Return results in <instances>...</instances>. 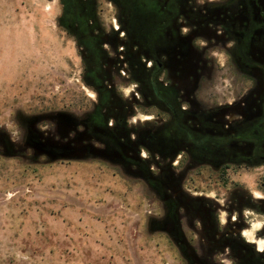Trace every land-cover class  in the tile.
<instances>
[{"label":"flooded vegetation","instance_id":"obj_1","mask_svg":"<svg viewBox=\"0 0 264 264\" xmlns=\"http://www.w3.org/2000/svg\"><path fill=\"white\" fill-rule=\"evenodd\" d=\"M57 1L87 101L16 112L0 150L141 183L178 264H264V0Z\"/></svg>","mask_w":264,"mask_h":264},{"label":"rangeland","instance_id":"obj_2","mask_svg":"<svg viewBox=\"0 0 264 264\" xmlns=\"http://www.w3.org/2000/svg\"><path fill=\"white\" fill-rule=\"evenodd\" d=\"M58 11L57 0H0L6 131L18 111L80 115L87 101ZM212 72L213 90L228 88L227 73ZM146 202L141 183L101 160L33 163L0 150V264H178L169 239L148 229Z\"/></svg>","mask_w":264,"mask_h":264},{"label":"water","instance_id":"obj_3","mask_svg":"<svg viewBox=\"0 0 264 264\" xmlns=\"http://www.w3.org/2000/svg\"><path fill=\"white\" fill-rule=\"evenodd\" d=\"M54 158V157H53Z\"/></svg>","mask_w":264,"mask_h":264}]
</instances>
